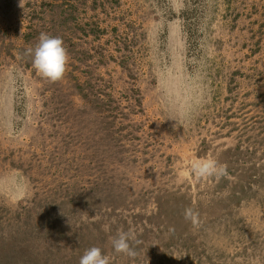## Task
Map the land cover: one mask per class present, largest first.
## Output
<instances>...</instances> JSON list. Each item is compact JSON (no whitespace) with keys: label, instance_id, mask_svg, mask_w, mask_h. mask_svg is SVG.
Wrapping results in <instances>:
<instances>
[{"label":"rangeland","instance_id":"374dc122","mask_svg":"<svg viewBox=\"0 0 264 264\" xmlns=\"http://www.w3.org/2000/svg\"><path fill=\"white\" fill-rule=\"evenodd\" d=\"M42 32L68 52L55 83L25 55ZM91 247L264 264V0H0V264Z\"/></svg>","mask_w":264,"mask_h":264},{"label":"clouds","instance_id":"9594fccd","mask_svg":"<svg viewBox=\"0 0 264 264\" xmlns=\"http://www.w3.org/2000/svg\"><path fill=\"white\" fill-rule=\"evenodd\" d=\"M25 55L32 58V66L35 71L50 82L55 83L61 80L66 73L69 56L60 37L40 33L38 44L34 49L28 48ZM192 170L200 178L211 176L219 178L227 175V165L220 164L214 159L197 161L193 164ZM183 215L185 220L189 221L193 227L199 225V213L193 208H185ZM168 231L174 233L175 228L170 227ZM111 242L117 254H124L132 258L137 255L136 249L141 243L131 229L126 232L118 231ZM79 264H110V258L104 255L99 247H91L80 258Z\"/></svg>","mask_w":264,"mask_h":264}]
</instances>
